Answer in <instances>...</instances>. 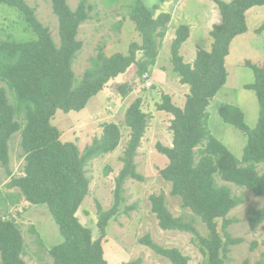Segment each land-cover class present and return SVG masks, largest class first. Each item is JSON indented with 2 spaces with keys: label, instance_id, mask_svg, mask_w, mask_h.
<instances>
[{
  "label": "trees",
  "instance_id": "trees-1",
  "mask_svg": "<svg viewBox=\"0 0 264 264\" xmlns=\"http://www.w3.org/2000/svg\"><path fill=\"white\" fill-rule=\"evenodd\" d=\"M51 1L58 19L60 45L27 0H0V5L18 10L29 29L37 34V40L24 43L11 36V40H0V162L9 175H12L8 168L10 141L17 133H21L25 154L24 175L12 177L7 185L9 189H18L19 194H8L4 202L8 200L16 205L24 199L32 205L48 206L64 237L62 244L50 250L54 264H109L103 242L107 240L110 222L119 214L124 184L129 179H142L136 157L148 128V115L141 109V99L126 112L130 140L122 159L123 169L116 178V203L112 209L102 212L98 221L100 238L96 241L78 217L90 189L85 166L87 160L111 153L120 146L121 128L115 123L108 124L102 138L82 154L75 143L62 139L52 120L58 111L68 114L85 110L91 99L121 75L130 73L127 82L116 85L123 96L135 91L137 81L147 82L146 76L150 78L149 70L157 64L169 31L172 17L161 10L169 0H157L153 6L147 0H134L131 20L142 36V43L132 44L127 55L99 54L80 82L74 64L83 49L82 41L78 40L80 28L90 20L88 1L82 0L76 10L68 0ZM212 1L219 7L220 20L210 30L211 49L200 48L193 64L185 62L181 55L191 38L190 27L181 25L175 32L171 62L181 84L189 87V94L184 107L175 105L170 95L163 96L159 109L173 117V142L172 146L157 144L158 152L169 160L160 175L172 185L171 195L180 198L183 208L201 219L209 236L203 237L192 224L175 217L165 194L152 195L150 202L161 229L196 235L209 264H226L230 247L243 241L229 234L233 220L228 216L244 200L233 193L231 186H220L217 178L264 198V176L258 172V165H264V64L248 61L245 65L255 76L254 83L245 89L254 91L259 102L256 127L247 125L245 113L238 106L226 105L219 110L223 121L247 138L242 161L212 134L208 109L227 83V57L234 40L249 30L247 13L255 7H264V0ZM263 31L264 23L257 33ZM219 221H222L221 228ZM263 223L264 207L253 212L249 219L252 230ZM140 243L172 264L189 262L178 249L163 248L149 235ZM25 255L22 231L0 212V264H29ZM127 264H140V261Z\"/></svg>",
  "mask_w": 264,
  "mask_h": 264
},
{
  "label": "rangeland",
  "instance_id": "rangeland-1",
  "mask_svg": "<svg viewBox=\"0 0 264 264\" xmlns=\"http://www.w3.org/2000/svg\"><path fill=\"white\" fill-rule=\"evenodd\" d=\"M81 1L68 0V3L76 10ZM87 1L90 20L80 28L78 40L82 41L83 49L74 64L78 82L82 81L85 72L92 67L93 60L99 54L103 53L108 57L117 53L127 55L132 44L142 43V36L131 20L134 0ZM156 1L147 0V4L153 6ZM27 3L36 9L39 20L50 28L55 42L60 45L58 19L53 12L52 1L27 0ZM161 10L170 13L172 18L157 64L148 73L152 86H148V82L137 81L135 91L123 96L116 85L127 82L130 73L121 75L91 99L85 110L68 114L58 111L52 120V125L59 129L62 139L75 143L82 154L93 146L95 140L102 138L108 124L115 123L121 128L120 146L111 153L87 160L85 166L90 189L78 217L92 231L96 241L100 238L98 221L102 212L112 209L116 203V178L123 169L122 159L130 140V129L125 123L126 112L131 104L141 99V109L148 115V128L136 157L137 171L142 179H129L124 184L119 214L110 222L107 240L103 242L105 259L109 264L137 261L140 264H172L140 243L147 235L163 248L178 249L189 258L188 264H209L208 258L201 252L196 235L160 228L158 219L152 212L150 197L165 194L168 208L175 217L192 224L203 237L209 236L201 219L189 209L183 208L180 198L171 195L172 185L160 175V170L168 166L169 160L158 152L157 144L172 146L173 142V117L159 109L163 96L170 95L175 105L184 107L189 94V87L181 84L171 62V45L176 37L175 32L181 25L190 27L191 38L185 43L181 55L185 62L193 64L200 48L211 49L213 38L210 30L218 24L220 10L212 0H169L162 5ZM159 13L160 11L157 12ZM248 13L249 30L234 40L227 57V83L208 109L212 134L240 161L243 159L247 138L239 130L226 124L219 110L226 105H235L245 113L248 126L255 128L258 123L260 106L257 96L254 91L245 89L246 85L254 83L255 76L245 65L248 61L264 64V31L262 34L257 33V29L264 23V7H255ZM9 36L19 43L37 40V34L29 29L22 14L13 7L1 4L0 40H11ZM21 137V133H17L10 141L8 168L12 175L8 174L7 168L0 162V212L3 217L13 220L22 231L26 245L24 259L29 264H54L50 250L62 244L64 237L48 206L32 205L24 199H20L16 205H11L8 200L4 202L8 194H19L18 189L7 188L11 178L24 175L25 154ZM258 172L264 176V165H258ZM217 182L220 186H231L233 193L244 200L243 205L228 216L233 220L228 229L229 234L233 239L243 241L230 247L226 264H264V223L256 230H252L249 224L253 212L264 207V198H258L250 191L225 183L220 178H217ZM221 226L222 221H219V227Z\"/></svg>",
  "mask_w": 264,
  "mask_h": 264
},
{
  "label": "built area",
  "instance_id": "built-area-1",
  "mask_svg": "<svg viewBox=\"0 0 264 264\" xmlns=\"http://www.w3.org/2000/svg\"><path fill=\"white\" fill-rule=\"evenodd\" d=\"M146 79H147V82H148V83H147V85H148V86H152V84H151V83H149V81H150V78H148V76H146Z\"/></svg>",
  "mask_w": 264,
  "mask_h": 264
},
{
  "label": "crops",
  "instance_id": "crops-1",
  "mask_svg": "<svg viewBox=\"0 0 264 264\" xmlns=\"http://www.w3.org/2000/svg\"><path fill=\"white\" fill-rule=\"evenodd\" d=\"M248 15H249V13H247V16H248ZM248 17H249V16H248ZM248 17H247V18H248ZM215 21H216V20H215Z\"/></svg>",
  "mask_w": 264,
  "mask_h": 264
}]
</instances>
